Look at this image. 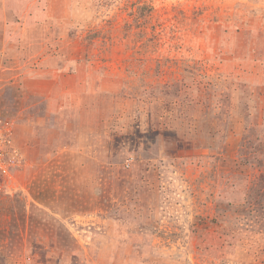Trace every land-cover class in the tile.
I'll use <instances>...</instances> for the list:
<instances>
[{
    "label": "rangeland",
    "instance_id": "374dc122",
    "mask_svg": "<svg viewBox=\"0 0 264 264\" xmlns=\"http://www.w3.org/2000/svg\"><path fill=\"white\" fill-rule=\"evenodd\" d=\"M0 264H264V0H0Z\"/></svg>",
    "mask_w": 264,
    "mask_h": 264
}]
</instances>
